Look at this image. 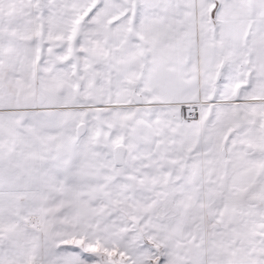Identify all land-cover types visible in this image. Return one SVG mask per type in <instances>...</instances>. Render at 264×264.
I'll return each instance as SVG.
<instances>
[{
    "label": "snow or ice",
    "instance_id": "obj_1",
    "mask_svg": "<svg viewBox=\"0 0 264 264\" xmlns=\"http://www.w3.org/2000/svg\"><path fill=\"white\" fill-rule=\"evenodd\" d=\"M0 264H264V0H0Z\"/></svg>",
    "mask_w": 264,
    "mask_h": 264
}]
</instances>
